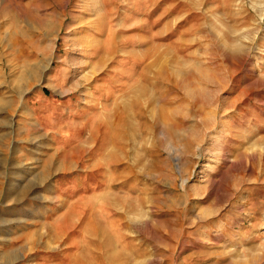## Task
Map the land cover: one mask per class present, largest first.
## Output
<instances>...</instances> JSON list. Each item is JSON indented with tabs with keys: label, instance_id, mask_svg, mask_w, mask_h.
<instances>
[{
	"label": "rangeland",
	"instance_id": "374dc122",
	"mask_svg": "<svg viewBox=\"0 0 264 264\" xmlns=\"http://www.w3.org/2000/svg\"><path fill=\"white\" fill-rule=\"evenodd\" d=\"M242 262L264 0H0V264Z\"/></svg>",
	"mask_w": 264,
	"mask_h": 264
},
{
	"label": "bare ground",
	"instance_id": "6f19581e",
	"mask_svg": "<svg viewBox=\"0 0 264 264\" xmlns=\"http://www.w3.org/2000/svg\"><path fill=\"white\" fill-rule=\"evenodd\" d=\"M255 178V177H254ZM243 264H245L244 262H242Z\"/></svg>",
	"mask_w": 264,
	"mask_h": 264
}]
</instances>
